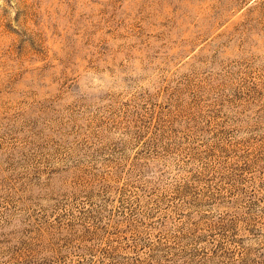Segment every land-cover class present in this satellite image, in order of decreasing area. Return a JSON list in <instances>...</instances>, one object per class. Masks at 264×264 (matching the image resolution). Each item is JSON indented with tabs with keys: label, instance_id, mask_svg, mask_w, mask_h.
<instances>
[{
	"label": "rangeland",
	"instance_id": "obj_1",
	"mask_svg": "<svg viewBox=\"0 0 264 264\" xmlns=\"http://www.w3.org/2000/svg\"><path fill=\"white\" fill-rule=\"evenodd\" d=\"M0 264H264V0H0Z\"/></svg>",
	"mask_w": 264,
	"mask_h": 264
}]
</instances>
